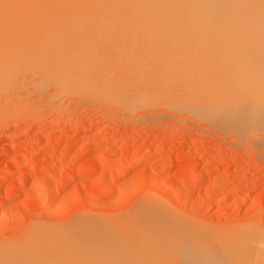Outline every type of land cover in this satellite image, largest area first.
Instances as JSON below:
<instances>
[{"label":"rangeland","instance_id":"374dc122","mask_svg":"<svg viewBox=\"0 0 264 264\" xmlns=\"http://www.w3.org/2000/svg\"><path fill=\"white\" fill-rule=\"evenodd\" d=\"M102 25L103 36L97 27L98 35H93L94 24H87L88 31L86 25L85 31L81 28L82 35L92 32L93 40L77 35L89 43L83 50L91 55L80 62L89 64L85 73L93 72L87 74L92 81L102 80L98 87L87 83L91 77L85 82L88 88L63 87L25 64L0 90V245L28 243L40 226L53 229V264L64 257L63 264H237L235 251L229 254L221 248L222 241L246 245L242 250L249 247L248 263L257 259L264 264V245L259 244L264 239V134L254 141L255 129L244 130L235 121L213 116L217 109L207 103H221L210 99L202 101L203 106L197 102L202 97L191 92L195 97L189 98L186 90L192 88L186 87L187 95L182 88L193 82L192 76L188 82L181 76L176 81L177 72L171 70L173 76L158 69L160 73L152 75L157 67L174 68L181 61L173 55L158 64L154 54H143L149 45L159 41L155 47L161 46L164 38L156 43L132 40L137 55L128 51L132 42L128 37L129 44L123 41L127 35L119 40L120 35H107L117 27L108 25L113 27L106 34ZM75 40L77 47L81 42ZM145 60L153 71L145 68ZM133 65L147 72L135 67L138 75ZM106 85L109 91L103 90ZM172 87L182 93L169 90ZM187 98L199 108H194L196 103L190 106ZM141 203L169 213L135 215L133 209ZM161 242L165 247L157 248Z\"/></svg>","mask_w":264,"mask_h":264},{"label":"bare ground","instance_id":"6f19581e","mask_svg":"<svg viewBox=\"0 0 264 264\" xmlns=\"http://www.w3.org/2000/svg\"><path fill=\"white\" fill-rule=\"evenodd\" d=\"M96 23L100 24L99 25L100 27L97 26L98 24ZM87 24L88 25L94 24L93 35H95L96 32L95 30H97L96 27L98 28V32L100 31L99 34L102 35L103 33V35H105L104 34L105 32L101 28L102 24L106 25V28H104L105 25H102L105 31L111 29L113 26H114L113 28L117 27L116 28L117 30L116 29H113V31L108 30L109 32L106 31V34L108 32L107 35L110 34L120 35L117 37L119 40L122 35L123 38L125 37V35H127L125 39H123L122 37L121 39H123V41L125 40L126 42L130 40L129 42H132L131 45L135 44L133 41H136L137 43L139 39L141 40L149 39L154 41V40H159L160 38H164L165 41H168L167 44L165 41H162L163 44H165V46H162L163 44L160 41L159 44L162 45L159 47L156 46L158 47L156 48L155 45H158L159 42L158 41L157 44L153 46L152 45L147 46L146 47L147 49L146 50L144 49L146 52L144 51L143 54L147 56V50H148L149 53H152L154 54L153 56H156L155 59L159 60L158 64H161L160 62H163L164 59H172L173 55L176 58H180L179 60L181 61L175 63L174 65L175 69L172 67L173 65L166 66L168 67L167 69L166 68L164 69V67L161 69L157 67L155 69L154 67H151L152 65H148L149 64L148 61H154L153 58L152 60L151 59L148 61L145 60L146 62H144V64L142 63L145 66L148 65L145 68L147 69L148 67H151L150 69L153 68L152 71L154 69H155L154 71H157L158 69L160 70V72H163L164 74H165L164 72L165 70L167 72L169 71V74H171L170 73L171 70L172 72L175 73L177 72L179 75L177 76V78L175 77L176 81L182 80V78L185 77L184 80L188 82L189 80H186V78L188 77L190 78L192 76L191 79L194 78L193 82L189 81L188 84L185 85V88H182L184 87V85L182 87L179 86L183 89L182 92H184V90L187 89L186 87L190 86L189 89L192 88V90H188V89L186 90L188 95L187 93H185L186 91L184 93L189 98L191 97L192 100L193 97L195 96L192 97V95L190 96V94L197 93L198 96L200 95L199 96L200 99L201 97L203 99L198 101L196 99L197 102L202 103V101L205 102L206 100L207 102H210L209 100L211 99V100H215L214 101L215 104L221 103V106H217V105L214 106L213 104L211 106L210 103L211 102L213 103V101H211L210 103L206 102L207 105L210 106V107L207 106L208 108H212L215 110L217 109L216 111H218V112L214 111L215 114L218 113L217 115L211 114L210 116L213 115L218 119L235 121L241 127H243L244 130L255 129L256 131L253 136V140L258 141L260 138L262 139L261 137L262 133L264 134V0H0V90L1 88H5L7 82H10L9 80H12V78L15 76L19 68L21 67L25 68L24 67L26 66L25 64H27L28 68L30 67L31 71H33L34 69L35 74L36 72L40 71L39 73L47 77H50V81H52L54 77L55 82L52 81V83L54 82V84L57 83V85H59L60 83H62L63 87L64 85L66 87L69 85L70 88H72L71 87L72 84L73 86L74 84H76L75 86H78L77 84H79V86L83 87V85H85V82H87L86 80H89V78L91 77V75L90 76L88 75L90 73H93L91 71L89 72V74L88 72L85 73V70H87L86 66H89V64L88 65L84 63L82 64L84 59L87 58V54H89V50L85 48L84 50L85 51L87 50L88 53L86 51L85 55H82L84 54V50H83L84 45H88L89 43L87 42L89 41H87L86 39L84 42L87 41L86 42L87 44H83L82 42L83 40L81 39H85L84 38L86 37L85 34L88 35V40L89 39L91 40L93 38V36L91 38L89 36L92 34V32L91 34L90 32L85 34L83 32V35L81 34L82 31L81 28L84 29L85 31L84 26L86 25V30H87L88 28ZM20 25H22V27L23 25H27V27L22 28L20 27ZM108 25L109 26L113 25V26H111L110 28ZM115 30L116 32L112 33ZM79 34L80 36L82 35L81 39H79L80 36L79 37L77 36ZM96 34L98 35L97 32ZM71 37L73 40L76 38L75 41L79 40L77 41V43L81 42L77 46L79 50H77L76 47L77 44L74 43L73 40H71ZM127 37L129 38V40ZM113 38L116 39V37ZM149 40L147 41L151 43V41ZM71 41H73L72 43L73 46L75 47V49H73V52L71 50L72 44L70 45ZM129 42L127 43L129 44ZM131 45H128L129 47L127 46L129 48V49L127 48L128 51L130 50L129 52H133V51L135 52L136 51L135 45L134 47H132ZM148 47L150 49L151 47H153V50L155 49L154 51L157 50L159 52L158 56L157 54L155 55V53L157 52H154L153 50H152L153 52H151V50ZM137 49L138 52L135 53L136 54L138 53L137 55H139V48ZM78 51L82 54L78 53ZM75 52L78 55H76ZM72 54L74 57L72 56ZM76 56L77 59L78 57L80 58L78 60L73 59ZM81 56L82 57L84 56L85 58L83 57L82 59ZM153 56L149 54L148 57L151 58ZM159 56L162 57L161 60H160L161 57ZM80 59L82 62H80ZM74 61H78V62H76L75 64ZM84 62L87 61L85 60ZM79 63L81 64L79 65ZM155 63L156 62H153L152 64L157 65V63L156 64ZM77 65L79 66L77 67L76 70ZM135 67L136 66H134V69L137 68L138 70L140 68L141 69L144 68L142 66L141 67L139 66L140 68L138 67L135 68ZM59 68L62 69L59 70ZM130 68L132 70V67L130 66L128 68L129 74H130L129 72ZM145 68L142 70L144 71ZM134 69L131 72L135 73L137 69L136 70ZM20 70H22V68ZM138 70L137 72L139 73ZM149 70L148 73L150 74L151 71ZM76 71L77 72L79 71L78 72L79 74ZM145 72L147 71H144V73ZM160 72L159 71L155 73L151 72V74L157 75ZM167 72L166 75H169L167 74ZM31 73L33 74V72ZM163 73H161L160 76ZM175 73L171 75L174 76L176 75ZM140 74L141 73H139L138 75ZM166 75L164 76L166 77ZM171 75H169L170 78L172 77ZM179 76H181L182 78L181 79L178 78ZM86 77H88V79ZM103 77L104 75L101 77V79ZM92 79L95 80L94 78L91 77L89 82L87 83L91 85L94 82L96 84L93 83L92 85L93 86L96 85L97 87H98L97 83L101 82L102 84L101 79H100L101 81L96 80L97 82L92 81ZM110 80H108L109 81L108 83H111ZM39 81L38 83H40ZM191 82H192L191 84L192 86L189 85V83ZM115 83L117 82L115 81ZM184 84H186V82ZM103 87L104 90L107 87V85ZM108 87L107 90L109 91V88L112 87V84H110L109 88ZM85 88L88 87L86 86ZM176 89L177 90H175V87L173 88V90L169 88V90L171 91H177L176 94L182 93L179 88ZM178 90H180V92ZM144 91H143V95L145 94ZM148 91L149 90H147V92ZM167 92L169 93L170 91ZM189 92L191 93L189 94ZM126 97L124 96L125 100ZM141 97L143 96L141 95ZM116 98H118L119 100L118 95ZM189 98H187L188 101L190 100ZM192 100H190L189 102H192ZM195 103L196 102L193 101L192 104L190 103L189 104L191 106ZM201 103H199V105ZM197 104L198 103H196L195 106L193 105L194 108L197 106ZM202 105L204 106V103H202ZM202 105H200L201 110L204 109ZM133 106L135 107V105ZM179 106H180L179 108L183 107L182 104ZM186 107L188 108V106ZM197 107L199 108V106ZM197 107L196 109H198ZM199 112H197V114ZM133 211L135 215H139V216L140 215L163 216L166 214L168 215L169 213L168 211L153 206L150 203L138 204V206H136L133 209ZM39 227H37V229L34 231V234H32L31 237L29 238L30 242L28 243L26 242L27 244L22 242L23 244L22 243H20L21 245L16 244V246L11 244H10L11 246L0 245V264H53V229L51 230L48 229L50 227H45L47 229H44L42 227L39 228ZM251 240L252 239H248V241ZM258 241L259 240H257V242ZM170 242L171 241H169V243ZM222 242H219L220 247L221 248L225 247L226 249H228V251L230 252L229 254H232V252L235 251L234 255H236L237 257V261H238L237 264H249L248 259H250V257L246 253L248 251H245L248 250L249 247L247 249L245 248V250H242L246 245L241 246L239 245V242L236 243L238 244V246L234 243H231V246H229L230 244L227 245L226 243L221 245ZM146 243L142 242L141 245L142 244L145 245ZM162 243L163 242L157 244L156 247L160 248L162 245L165 247L166 244H162ZM179 243L180 242H178V244ZM154 244H156V242H154ZM247 244L251 246L249 242ZM259 244L264 245V239H261ZM149 245H145V246L147 248H151L152 246L151 243H149ZM179 245L181 246V244ZM13 246L14 248H12ZM145 246L143 247L146 248ZM258 247L259 245H257V248ZM170 252L172 253V251ZM254 252H258V251H254ZM259 254L257 253L256 256L257 255L259 256ZM62 255L60 256L64 257ZM252 256L254 258L255 254ZM199 257L200 259L202 258L201 255ZM63 260L67 261L65 260L64 257V259L62 258V260L61 259L59 260L62 262V263L59 262V264H63ZM253 261H255V259ZM256 261L253 264H259L258 261L257 262ZM158 262H154V263L158 264ZM252 262L250 264H252ZM154 263H150V264H154ZM77 264H79V261L77 262Z\"/></svg>","mask_w":264,"mask_h":264}]
</instances>
